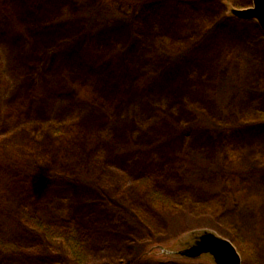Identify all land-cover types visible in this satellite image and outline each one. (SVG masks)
<instances>
[{"label": "rangeland", "instance_id": "374dc122", "mask_svg": "<svg viewBox=\"0 0 264 264\" xmlns=\"http://www.w3.org/2000/svg\"><path fill=\"white\" fill-rule=\"evenodd\" d=\"M40 4L34 45L0 22V264H216L178 254L204 231L264 264V32L231 12L252 0ZM73 228L77 256L55 239Z\"/></svg>", "mask_w": 264, "mask_h": 264}, {"label": "trees", "instance_id": "16d2710c", "mask_svg": "<svg viewBox=\"0 0 264 264\" xmlns=\"http://www.w3.org/2000/svg\"><path fill=\"white\" fill-rule=\"evenodd\" d=\"M45 0H0V22L5 18L8 17V23H9V32H10V37L14 40V42L16 43H20L23 42L22 40L26 37H28L31 41V45H34L36 42L35 39V33L32 32V30L30 29L31 27L25 23V18H27V16H29L33 11L37 12L39 7H40V3L44 2ZM142 0H103V3L106 5H110V3H115L117 2L120 6L126 7L127 9L131 10L133 12V15H135V13L137 12V10L139 9L140 5L142 3L145 2V0L143 2H141ZM147 1V0H146ZM88 13V12H87ZM40 14V13H39ZM94 14V13H93ZM93 14L89 15V18L92 19ZM86 17L87 14H83V16H77V17H73L72 20L70 22L67 23V27L68 28H74L76 26H82L84 24V22L86 21ZM85 20V21H84ZM80 22V23H79ZM44 23H46L45 21H43L42 23H40L37 27H42L40 25H44ZM79 24V25H78ZM88 34V32H87ZM84 39V37L79 38L74 45L79 46L82 43V40ZM94 40V41H93ZM92 40V43L95 42V38ZM24 43V42H23ZM93 49V50H92ZM91 47H89L86 52L88 53L89 60L91 62V67L92 68H96L98 67V61L101 59L102 54H96V52L94 51V45ZM93 51V52H92ZM42 58V55H37V59L34 61H37L39 63L38 60H40ZM33 59V56L28 54L25 58L24 61L29 62ZM34 64V63H33ZM64 68L67 67V69L69 68L68 64H65L63 66ZM91 83L94 82L95 78H92L91 75ZM58 83V81H57ZM143 84V83H142ZM142 84H139V82L136 84L135 87V91L139 90V88L142 87ZM94 85V84H92ZM115 95L117 96H122V94L120 92H122V88L116 83L115 84ZM33 93L28 94L27 97L28 99L31 100V98H33ZM73 137L76 138V135H74ZM172 137V136H171ZM93 136L92 135H87L84 136V142H85V146L87 148V150L91 151L94 149V147L91 148V144L93 141ZM95 139V138H94ZM3 155L5 156V160H6V156L5 152L3 151ZM2 156V155H0ZM8 159V158H7ZM39 169L37 170V173H35V178L38 177L39 179L42 180H49V176L47 174V170H45L44 168L42 169V167H38ZM87 169V170H86ZM85 171H88V168L85 167ZM84 176V175H83ZM66 180V178L64 179V181ZM19 230L21 231L22 236L27 237L29 239H35L36 237L39 238L40 235H42V237H46V240L50 241L51 239H53V236L49 237L48 235V229L46 225H38V230L36 231V229H31L28 227V229L26 228V226H24L22 229L21 224L16 225ZM36 227V226H35ZM36 227V228H37ZM74 230L69 232H63L60 233V235L56 236V240H60L63 242V245L66 247L67 244H69V250L70 252H74L76 253V256L79 255V247H78V230ZM19 231V232H20ZM41 231V232H40ZM40 233V234H37ZM43 237V239H44ZM54 239V240H55ZM37 240V239H36ZM48 246L50 247L49 243ZM14 245H12L11 243L7 242V243H0V256L6 253H10L13 252L14 249ZM66 248H62L59 249L61 250L60 253L62 252L61 256L64 257L66 259L67 257V251H65ZM58 250V251H59ZM67 250V249H66ZM55 252V250H52ZM51 251H49L48 256L46 257H53L52 256ZM46 254V255H47ZM71 262V260H70ZM76 261L74 260V262H72V264H74ZM42 264H51V262L48 260V258H44ZM66 264H69L66 262ZM76 264V263H75ZM117 264H123L122 262H119Z\"/></svg>", "mask_w": 264, "mask_h": 264}, {"label": "water", "instance_id": "95a60500", "mask_svg": "<svg viewBox=\"0 0 264 264\" xmlns=\"http://www.w3.org/2000/svg\"><path fill=\"white\" fill-rule=\"evenodd\" d=\"M253 5L245 9L232 8V14L242 20H255L264 32V0H252ZM189 258L210 254L216 264H241V256L234 244L214 232L204 231L189 247L178 252Z\"/></svg>", "mask_w": 264, "mask_h": 264}]
</instances>
